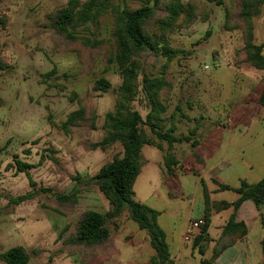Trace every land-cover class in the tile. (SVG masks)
<instances>
[{
	"label": "rangeland",
	"instance_id": "374dc122",
	"mask_svg": "<svg viewBox=\"0 0 264 264\" xmlns=\"http://www.w3.org/2000/svg\"><path fill=\"white\" fill-rule=\"evenodd\" d=\"M86 1L80 0L81 3ZM144 1L115 0V4L136 9ZM182 1L196 4L200 18L189 28H181L170 36L171 46L183 54L169 63L165 75L171 90L164 98L168 110L163 126L169 129L173 122L179 136L188 135L196 126L221 123L222 120L215 121L216 111L222 113L221 117L225 114V119L232 106L241 102L254 87L253 79H264V70L241 65L245 56L242 54V31L236 27L237 0H216L221 4L206 0ZM68 2L0 0V58L8 64V69L0 70L3 102L0 106V253L21 246L30 257L28 264H105L100 263L99 258L118 250L119 257H112L106 264H146L154 251L144 238L145 232L141 231L139 238H135L140 243L138 247L125 243L127 235L139 229L127 212L109 221L111 239L103 247L82 249L66 242L84 212H110L109 202L92 179L105 163L122 153L118 144L104 151L91 148L104 138L105 116L114 110L117 102L122 83L117 68L112 65L108 69L105 54L97 51L89 54V58L94 59L93 64L84 65L75 52L67 51L66 42L46 28L48 15L66 7ZM112 25V15L102 19L98 38L104 39L107 50H111ZM253 25L255 42L263 44L264 5ZM207 32H210L209 37H206ZM142 63L146 74L160 76L166 59L147 54ZM54 69L56 73H52ZM100 78L111 82L112 89L108 93L92 92L94 83ZM145 105L140 93L133 108L144 118L148 112ZM81 106L95 112V130L90 128L91 118L83 121L72 134H65L51 125H61ZM173 113L176 116L171 120ZM263 130L264 119L251 129L249 138L241 146L247 145ZM162 144L167 150L168 144ZM186 144L175 145L171 150L179 162L175 172L181 174L180 177L164 172L165 153L153 146L143 147L144 164L134 187L135 200L159 213L158 224L168 234L166 241L171 257L181 251L179 261L183 264H202L195 241L185 243L182 240L186 222L203 214V188L198 186L197 176H182L189 171L196 156H190L193 149L190 143ZM245 156L259 166L257 162L264 160V139L250 145ZM16 159L35 167L28 172L36 186H31L26 173L18 172ZM256 167L253 179L263 174L264 168ZM221 168L217 172H221ZM228 174L226 180L235 182L231 172ZM78 175L84 182L73 180ZM220 177L217 174L215 180L219 181ZM162 178L164 181L171 179L167 183L173 188L174 197L167 195ZM176 178L181 181L182 193L176 190ZM41 189L47 191L41 192ZM76 190L79 191L76 205H61L55 199L57 194L70 195ZM33 192L38 194L20 205L10 201ZM248 247L249 252L256 255L254 243ZM192 251L194 256L189 255ZM211 254L212 247H206L204 258H210Z\"/></svg>",
	"mask_w": 264,
	"mask_h": 264
},
{
	"label": "trees",
	"instance_id": "16d2710c",
	"mask_svg": "<svg viewBox=\"0 0 264 264\" xmlns=\"http://www.w3.org/2000/svg\"><path fill=\"white\" fill-rule=\"evenodd\" d=\"M206 1L221 4L216 0ZM263 5L264 0H237L235 16L236 27L242 31L244 41L242 54L245 58L241 65L256 70H264V43L255 42L253 21L260 16ZM107 15L113 17L111 50L106 49L107 43L104 39L98 38L102 19ZM199 18L198 6L192 2L185 4L182 0H145L136 9L121 8L115 4V0H87L85 3H81L80 0H69L66 7L56 9L48 15L47 30L56 33L68 44L67 51L75 52L84 65L93 64L94 59L89 58V54L93 51H97L98 54L104 53L107 68L112 65L116 67L122 79L115 108L107 113L104 119L102 130L105 136L100 142L91 145L93 150L102 151L117 144L122 147V153L105 163L92 179L109 202L111 210L107 214L96 211L84 212L78 219L74 231L66 239L68 245L91 250L103 247L111 237L109 221L127 212L129 219L138 225L140 231L146 233L150 246L155 252L149 264H176L169 252L166 233L158 224L159 213L135 200L134 187L144 164L141 159L144 146H153L165 153L164 172L173 175L179 164L171 152L173 146L190 143L191 148L195 149L199 144L194 138L199 126L191 130L188 135L182 136L175 135L176 127L173 122L169 129H164L163 126L164 115L168 110L164 98L171 90V83L165 75L169 63L183 54V51L171 46L170 36L181 28H189ZM209 36L210 32H207L206 37ZM147 54L166 59L160 76H149L145 73L142 59ZM6 69L8 64L0 58V70ZM52 73H56V70L54 69ZM111 89V82L106 78H100L94 83L92 92L105 94ZM140 93L144 96L148 110L145 118L133 108V103ZM259 103L264 107V91ZM2 104L0 98V106ZM175 114L171 115V120L175 119ZM88 118L92 120L90 128L95 130L96 114L83 106L74 111L61 125L52 122L51 125L65 134H72ZM162 142L168 144L167 150ZM195 158L198 161V156ZM15 163L18 172L26 173L31 186H36L28 172L35 167L18 159ZM73 180L84 182L79 175ZM220 190L233 191L239 195V198L233 203L213 204L216 211L232 208L234 213L223 227L221 237L214 247L212 259L202 260V264H214L222 252L247 235L246 225L236 221V212L245 201L254 202L258 209L264 205V178L252 185L243 181L236 188L220 185ZM46 191L47 189H41V192ZM37 194V192L29 193L10 201L20 205L33 199ZM78 194V190L70 195L57 194L55 199L61 205H76ZM205 204L209 208L210 200L207 192H205ZM205 219L206 224L194 243V247H199L202 256L209 243L208 211ZM261 220L264 227L263 215ZM126 242H132V237L128 236ZM115 255V251L106 253L99 258V262L106 264ZM29 260V255L22 247L11 248L0 254V261L5 264H28Z\"/></svg>",
	"mask_w": 264,
	"mask_h": 264
},
{
	"label": "crops",
	"instance_id": "0c3cea01",
	"mask_svg": "<svg viewBox=\"0 0 264 264\" xmlns=\"http://www.w3.org/2000/svg\"><path fill=\"white\" fill-rule=\"evenodd\" d=\"M253 80L255 81V84L254 87L250 90L249 94L238 104H232L233 106L226 114L225 119V114L223 117H221L222 113H219L215 110V121L222 120L221 123L204 124L199 127L198 133L196 134L198 138L195 136V140H197L199 144L195 149H193V151L190 150V156L196 155L199 159L197 161L195 160V158L193 164L189 166V171L185 173L186 175L182 174L183 177L188 175L197 176L198 186L201 185L203 188L201 194L203 214L200 218L205 219L206 211H208L210 216V221L207 227L209 243L206 247H212V254L208 259H205L204 256L200 255L202 256V260L212 259L214 247L221 237L223 227L226 225L227 221L234 213V210L232 208L223 211H216L213 208V204L220 202L233 203L239 198V195L234 193L233 191L220 190V185H227L229 187L236 188L239 187L241 182L243 181L252 185L258 183L262 178H264L263 170V174L257 175L253 179V171L256 167L255 163L250 160L251 158H246L245 156V152L250 148V145L260 142L264 139V130L252 137L251 141L249 142L250 144L248 143L247 145L241 146L242 142L245 139L249 138L251 129L264 119V107L259 103L260 96L264 91V79ZM251 93L254 94L252 95ZM187 144L186 146H188ZM175 145L173 147H175ZM257 163H259V166H257L256 169L264 168V160L263 162ZM208 165H210L209 168L207 167ZM219 167H222L220 170L221 172H217ZM243 168H245L246 170H243ZM232 171H234L235 173ZM229 172H231L232 178L235 179V182L226 180L225 176L229 175ZM174 173L175 177L179 174L178 172ZM217 174L221 176L219 178V181L215 180V176ZM180 176L181 174H179V177ZM171 177H173V175ZM176 179H178V186L176 187V190H178L179 193H182L183 189L181 181L179 178ZM168 181L171 182V179L168 178L166 181H164L162 178V185L167 187V195L169 197H174V192L172 190L173 188H170L167 183ZM173 181L172 183L175 184V182ZM196 191H198V189H196ZM205 192H207L210 200L209 208H207L205 204ZM229 193H231L232 195H228ZM193 201L195 202L194 198ZM175 214V212L172 213L173 216ZM261 215L264 216V205L260 209H258L255 203L250 200L245 201L241 205V207L236 212V221L239 223H244L248 229V233L243 238L238 239L235 245L222 252L220 256L214 261V264H264V227L262 224ZM191 221L192 220L189 219L186 222L184 235ZM140 232L141 231L138 229L136 232L129 233L127 236L132 237V242L127 243L125 240V243L134 248L138 247L140 243L135 238L136 236H140ZM253 233L255 234V236H252ZM166 235L168 238L167 232ZM144 238L150 244L148 236L144 235ZM251 243H254L256 255H253L249 252L248 246ZM115 252V256L119 257V251L115 250ZM154 255L155 252L148 259L146 264H149L150 259ZM178 255L173 256L172 258L174 259L176 264H183L182 261H179L180 255L182 257V252L180 251ZM189 255L194 256V252H190ZM189 255L187 253V256Z\"/></svg>",
	"mask_w": 264,
	"mask_h": 264
},
{
	"label": "built area",
	"instance_id": "2783aa9c",
	"mask_svg": "<svg viewBox=\"0 0 264 264\" xmlns=\"http://www.w3.org/2000/svg\"><path fill=\"white\" fill-rule=\"evenodd\" d=\"M205 224H206V220L204 218L191 221L183 237V241L185 243H190L195 241L196 238L201 234Z\"/></svg>",
	"mask_w": 264,
	"mask_h": 264
}]
</instances>
